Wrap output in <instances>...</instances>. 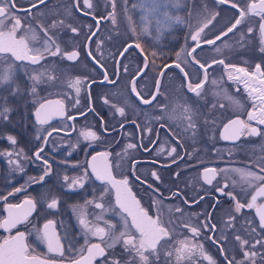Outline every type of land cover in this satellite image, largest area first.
<instances>
[{
	"label": "flooded vegetation",
	"instance_id": "obj_1",
	"mask_svg": "<svg viewBox=\"0 0 264 264\" xmlns=\"http://www.w3.org/2000/svg\"><path fill=\"white\" fill-rule=\"evenodd\" d=\"M106 1L111 5L109 11L105 8ZM32 2L16 0L15 15L22 25L17 36L26 34L30 48L43 50L42 46L48 45L54 50V46L59 45L62 52L77 50L79 57L70 61L63 55L45 53V59L32 64L15 60L11 53L0 54V69L9 64L13 67L12 79L0 86V111L9 109L6 118L0 117V223L10 212L21 216L28 213L24 222L10 232L0 228L1 242L17 232H24L25 243L33 255L59 260L56 253H49L47 245L38 240L43 226L53 221L52 229L65 249V262L91 243L106 247L80 223L82 218L90 227H107L105 222H110L116 225V234L123 230L115 189L96 179L92 171L93 164L98 167L106 164L117 180L127 177L128 186L140 205L168 229L169 236L157 246L158 258L149 256V264H209L205 256L211 257L215 264H228L233 258L238 262L243 254L236 244L237 231L240 228L249 233L253 230L252 224L259 226V218L256 208L244 207L236 212V202L244 205L251 202L254 191L264 182L250 185L235 169L264 175L261 171L264 134L244 133L238 139L225 140L223 126L240 119L264 133V125L248 121V113L260 106L258 94L252 90L259 88V80L264 79L255 73L257 64L264 72V51H261L264 44L260 37L264 20L249 13L237 29L215 45L202 43L192 54L196 59L206 66L213 61H224V64L213 63L205 73L185 55L195 44L190 35L187 49L178 48L182 39L177 45L169 39L125 41L120 40V36L116 39V24L107 23L113 11V0H90L92 8L83 0L79 7L75 0H44L37 7H31ZM251 2L219 3L226 10L215 15L202 37L214 39L210 35L213 24L231 26L239 18L240 9ZM233 3L238 7H232ZM69 26L78 31L73 33ZM249 27L252 32H248ZM191 29L193 33L196 28ZM92 32L95 35L89 41ZM135 43H139L143 51L136 48ZM225 43L229 47H225ZM129 44L133 46L124 51ZM217 47L220 52L216 51ZM175 49L179 59L173 54ZM176 63H180L183 72L175 67ZM229 65L245 68L255 76L245 77ZM205 75L207 80L198 89L199 95L188 89L189 81L195 86ZM230 75H239L240 79H229ZM77 79L80 80L78 85ZM133 80L144 100L155 96L151 103L144 104L132 91ZM41 104L47 105L42 114L51 113L44 124L36 118ZM61 104L63 115L57 114ZM118 108L124 109L123 116ZM190 124L194 127H189ZM88 131L95 132L98 139L86 140L81 133ZM9 136L15 137V144L8 140ZM130 143L137 147L128 149ZM173 147L176 152L169 155ZM41 148L43 159H37L35 153ZM102 153L107 155L101 157ZM93 156L97 157L96 161L92 160ZM44 160L51 166V173L41 182L40 177L47 167ZM205 168L217 170L211 184L204 179ZM153 172L159 179L151 175ZM73 179H80L83 187L72 185ZM52 199L58 201L54 209L47 206ZM29 200L35 204L34 208L25 203ZM96 203H102L104 208L95 207ZM256 204H264V197H258ZM9 205L18 207L10 209ZM205 223L209 227L200 228L199 235L183 226L199 227ZM212 224L216 225L215 229L211 228ZM130 231L139 238L135 229ZM105 241L111 242L108 237ZM180 241H188L186 247L190 250L182 253L177 261ZM106 252L121 264L130 259L140 264L138 257L126 250L122 242L106 248ZM95 264H104V258L97 257Z\"/></svg>",
	"mask_w": 264,
	"mask_h": 264
},
{
	"label": "snow or ice",
	"instance_id": "obj_2",
	"mask_svg": "<svg viewBox=\"0 0 264 264\" xmlns=\"http://www.w3.org/2000/svg\"><path fill=\"white\" fill-rule=\"evenodd\" d=\"M83 2L88 8H92L90 0H83ZM218 2L223 4L229 2V0H218ZM38 3H44V0H33L31 7H37ZM79 3L80 0H75V5L77 7H79ZM124 3L125 5H127V0H124ZM146 4L147 0H140L139 4H133L132 7L136 8L139 6L141 10L144 11L146 14H154L158 12L160 7L162 6V0H152L151 7H146ZM232 7L237 8L238 5L233 3ZM16 11V0H0V54L11 53L12 57H14L15 60H27L30 61L32 64H39L41 60L45 59V53L51 56L63 55L70 61H74L79 57V52L77 50H73L71 52H62L59 45H55L54 50L48 45L42 46L43 50H41L40 48H30L28 43L29 37L26 34H21L19 37L17 36V32L20 31L22 25L21 19L15 15ZM28 11H30V9ZM249 13L260 16L261 20H264V0H258V2H256V0H252V2L249 3L246 8L240 9L239 18L235 19L234 23H232L231 26L227 27L226 30L221 31V33L219 35H216L214 39L202 37V33L205 32V29H207L209 24H211L212 21L215 19V14L208 17L205 22L198 26L195 31L190 35V39L195 42V44L190 49V51H187L185 53V55L187 57H191V59L197 65H199V67L203 69L206 73L207 67H211V64H208L206 66L205 64L201 63L198 59H196V57L192 54L196 53L197 48H200L202 43L207 45H215L218 40H222V37L227 36L229 33H232L234 29H237V26L242 24L245 17ZM109 18L111 19L112 23H116L115 0H113V11L109 14ZM147 18L148 17L146 15L141 19L142 21H146ZM165 18L170 22H182L179 17L168 16L166 13ZM126 19L128 20L130 25L133 24L131 16H127ZM6 21H10L11 23L8 24L6 23ZM97 23H99V20H97ZM69 28L73 33H76L78 31V29L75 27L69 26ZM130 30L135 33V26L133 25ZM252 30L253 29L251 27L248 28V32H252ZM44 31L47 34V30L45 29ZM141 31L146 32L147 28H142ZM92 35H95V33H90V35L88 36L89 41L91 40ZM260 37L261 44H264V23L260 25ZM31 39L34 40L35 36H31ZM132 46V44H129L127 48L124 49V51H127L128 48H131ZM135 47L140 48L141 51H143L139 43H135ZM225 47H229V45L225 43ZM216 51L220 52L221 49L217 47ZM261 51H264V47L261 48ZM88 54L91 56L90 50ZM153 55H155V53H153ZM177 56L179 59V53L177 54ZM93 59L95 58L93 57ZM213 63L224 64V61L221 59L218 61H213ZM144 66L147 67V59H145ZM101 67L103 66L101 65ZM165 67H170V65H165ZM175 67L177 69H180L181 72H183V68H181L180 63H176ZM228 67L233 68L238 74L242 73L245 77H253L255 76V73H259L261 77H264V72L261 71V66L259 64L255 66V73H249L245 68H237L234 65H229ZM161 75H163V72H161ZM12 76V64H9L6 68L0 69V86L10 81L12 79ZM184 76H187L186 72H184ZM33 79L38 80L39 77H33ZM105 79H107L106 71ZM229 79H240V76L237 75L233 77L230 75ZM206 80L207 76L205 75L204 80L197 83L195 86H193L191 81H189L188 89L196 93V95H199L200 93L198 89H201L203 87V84L204 82H206ZM75 83L78 85L80 83V80L77 79ZM131 83L132 91L136 94L137 97H140V93L137 92L135 88V81L133 80ZM213 83H215V81H213ZM259 84L260 87L254 88L252 91L258 94L256 98L259 100L260 106L258 109L254 107L252 112L248 113V121H257L259 125H264V79H260ZM33 91H35V88H33ZM77 92H79V88H77ZM140 99L144 104H149L152 102V100L155 99V96H152L149 100H144L142 97H140ZM105 102H108L107 99H105ZM59 103L60 102H57V104ZM46 108V104H41L40 109H38L36 112V118L41 124L47 123L51 116V113L47 111H44L42 114V110H45ZM62 108L63 106L61 104L60 111L57 114L63 115ZM8 111V108H4L2 111H0V117L6 118V114ZM117 111H119L121 116L124 115L123 108H118ZM185 111L188 110L185 109ZM70 119H74V117H70ZM189 127H194V125L190 124ZM105 131H107V129H105ZM148 131L150 132L151 129H148ZM244 133H247L248 135L264 134L258 127H253L251 126V124L240 119L231 120L228 122V124L223 126V139L225 140L238 139L240 135ZM49 135H51V133H49ZM81 135H83L86 140L98 139L96 133L91 131L82 132ZM8 140L12 144L16 143L15 137L9 136ZM136 147L137 145L131 143L127 145L128 149H134ZM42 151L43 149L41 148L35 153V157L37 159H43V157L40 156V152ZM175 152L176 148L173 147L171 148L169 155ZM7 155L11 156L12 153H7ZM17 155H20V153H17ZM99 155L101 157H105L107 153H102ZM96 159V156L92 157L93 161H96ZM9 162L12 163L13 161L10 160ZM43 162L44 165H46L47 167L45 168L44 175L40 177L41 182L44 180L45 176H48L51 173V166L48 164V161L44 160ZM15 163L19 165V160H16ZM20 170L22 171L23 169L20 168ZM92 171L95 174L96 179L107 182L109 185H111L112 188L115 189V202L120 209L123 230L119 231V233L116 234V225L111 224L110 222H105L107 227H90L88 221L82 218L80 220V223L87 230V232L91 233V235L94 237H98L102 243L106 244V247H102L101 243H91L88 247L81 248L78 254L73 256L68 261V264H95L97 257H103L104 264H121L120 260L116 259L114 256L110 257L106 252V248L111 249L116 243L120 242H122L126 250H130L135 254V257H138L140 264H149V256L158 258L157 246L159 245L162 239L169 236L168 229L162 226L158 218L154 219L140 205V201L136 199V197L131 192V189L128 186L129 181L127 177L117 180L114 176H112L106 164L103 167H98L93 164ZM235 171L239 172L241 176L245 178L250 185L253 182H264V175H259L254 171H246L244 169H235ZM261 171L264 172V163H262L261 165ZM216 172L217 170L214 168L204 169V179L208 184L212 183V180L216 176ZM209 173H211V175H209ZM151 175L156 179H159L155 172H153ZM86 176L87 170H85V177ZM136 179L139 180L140 177H136ZM64 180L67 181L68 177L65 176ZM72 185H79L80 187H83V183L80 179H73ZM217 190L222 191V189L219 188ZM17 191H20V189H17ZM155 191L158 192L159 190L156 189ZM9 194L11 195V193ZM258 197H264V183L259 184L258 188L255 191V194L251 198V202L244 205L237 201L235 211L240 212V210L244 207L256 208L257 215L259 216V227L261 229H264V204H256V200ZM25 203L29 204L31 208L35 207V204L30 200L25 201ZM57 205L58 201L56 199H52V201L47 206L50 209H54L57 207ZM13 207L18 206L9 205L10 209ZM95 207L103 209L104 205L102 203H96ZM177 211L180 210L177 209ZM27 215L28 213H25L23 216H21L19 214H13L12 212H10L9 217L5 219L2 223H0V228H5L10 232L12 228H15L18 224L23 223ZM97 219H100V217H98ZM230 219H235V217H231ZM52 225L53 221H48L43 226V230L40 231L38 235V240L47 245V250L49 253H56L57 256L60 258L59 260L54 257L41 258L38 255H33L32 252H30L29 250V246L25 243L24 232H17L14 237H10L8 239L3 240V242H0V264H64L66 259L65 249L63 244L60 242L58 234L55 232L54 229H52ZM183 226L185 228H188L194 235L200 234V228L209 227L207 223L201 224L199 227L192 226L189 224H185ZM215 227V224L211 225L212 229H215ZM130 229H135V231L139 233V238L131 234ZM110 233H112V235H110ZM106 237H108V239L111 241L110 243L105 241ZM235 239L237 241H240V246L243 250L244 259L237 262L235 261V258H233L232 260H228L226 256L225 259L228 260V264H256L255 258L257 257V255H260L261 264H264V253H258V251L256 250H251L255 249L257 245H259L260 247H264V239L255 240V242L251 244V249H245V246L249 245L248 240L242 239L239 235H237ZM179 243L180 248L177 249L176 255L177 261L180 260L182 253H184L186 250H190L186 247L189 243L188 241H180ZM221 251H223V249H221ZM146 252L148 253V255H145ZM201 255H204L202 248ZM205 259L209 261V264H215V261L211 257L205 256ZM125 264H134V259L126 261Z\"/></svg>",
	"mask_w": 264,
	"mask_h": 264
},
{
	"label": "rangeland",
	"instance_id": "obj_3",
	"mask_svg": "<svg viewBox=\"0 0 264 264\" xmlns=\"http://www.w3.org/2000/svg\"><path fill=\"white\" fill-rule=\"evenodd\" d=\"M139 3L140 0H127V5H125L124 0H116V39L119 36L120 40L126 39L125 41H138L143 39L160 41L162 39H169L172 40L174 45H177L178 40L182 39V42L178 48L184 46V49H187V47L190 45V39L188 35H191L192 33L191 28H197L202 23H204L205 20L211 15H221L222 10H226V7L215 2L214 0H162V6L158 10V12L154 14H146L144 11L141 10L139 6L136 8L132 7L133 4ZM151 6L152 0H147L146 7ZM110 7L111 5H109V2L106 1V10L109 11ZM183 10H185L184 14ZM165 13L168 16L179 17L182 22H170L165 18ZM146 15L148 17L147 20L142 21L141 18ZM127 16H131L133 22L132 25H130L128 20L126 19ZM107 23L109 25L112 24L110 18H108ZM220 24L221 25L219 26L218 24L217 26L213 24L212 33L210 35H213V37H215L216 35H219L221 31L226 30V24ZM133 25L136 28L135 33L130 30ZM145 27L147 28V31H141V29ZM183 31H185L184 36H182ZM176 49L173 54H177ZM211 65H213V63H211ZM209 69L210 67H207V70ZM216 70V68L212 69L213 72H215ZM251 227L254 231L250 230L249 233H245V231L241 230L240 228L239 231L241 233L237 231V233L242 239L249 241V245H246L245 249H251V244L254 243L255 240L264 239V229H261L257 224H252ZM236 244L238 245V248L241 249L240 241L236 240ZM251 250H256L258 251V253H264V247H260L259 245H257L255 249ZM243 259L244 257L242 255V257L239 258L238 261H241ZM255 259L256 264H261L260 255H257Z\"/></svg>",
	"mask_w": 264,
	"mask_h": 264
},
{
	"label": "water",
	"instance_id": "obj_4",
	"mask_svg": "<svg viewBox=\"0 0 264 264\" xmlns=\"http://www.w3.org/2000/svg\"><path fill=\"white\" fill-rule=\"evenodd\" d=\"M258 188V187H257ZM256 188V189H257ZM256 191V190H255ZM255 191H254V194H255ZM256 214H257V210H256ZM258 218H259V216H258ZM64 264H68V262H64Z\"/></svg>",
	"mask_w": 264,
	"mask_h": 264
}]
</instances>
